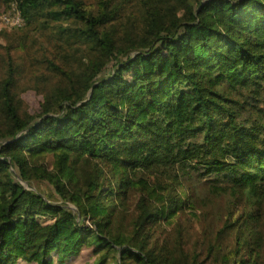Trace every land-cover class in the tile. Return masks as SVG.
<instances>
[{"label": "trees", "instance_id": "obj_1", "mask_svg": "<svg viewBox=\"0 0 264 264\" xmlns=\"http://www.w3.org/2000/svg\"><path fill=\"white\" fill-rule=\"evenodd\" d=\"M11 5L0 264H264V0Z\"/></svg>", "mask_w": 264, "mask_h": 264}, {"label": "rangeland", "instance_id": "obj_2", "mask_svg": "<svg viewBox=\"0 0 264 264\" xmlns=\"http://www.w3.org/2000/svg\"><path fill=\"white\" fill-rule=\"evenodd\" d=\"M6 6H3L1 9L4 10ZM24 99L30 106V109L32 112L38 110L40 108V105L42 103V98L36 95L34 92H29L26 95H24ZM43 190L47 191L45 189L46 187H42ZM70 207L75 210L76 208L73 205H70ZM119 220L125 223L131 222V216L126 212H123L119 216ZM222 223L217 221L216 219H207L203 223L200 224V230L204 236L206 247H208L210 244L217 243V240H219L218 244L226 245L233 247L235 245L236 240V232L235 231H226L224 235H220L221 232ZM71 264H84L82 260H77ZM181 264H195V260L192 257L189 261H181Z\"/></svg>", "mask_w": 264, "mask_h": 264}, {"label": "built area", "instance_id": "obj_3", "mask_svg": "<svg viewBox=\"0 0 264 264\" xmlns=\"http://www.w3.org/2000/svg\"><path fill=\"white\" fill-rule=\"evenodd\" d=\"M24 25L25 20L15 5H11L2 10L0 15V31H11L15 28H21Z\"/></svg>", "mask_w": 264, "mask_h": 264}, {"label": "water", "instance_id": "obj_4", "mask_svg": "<svg viewBox=\"0 0 264 264\" xmlns=\"http://www.w3.org/2000/svg\"><path fill=\"white\" fill-rule=\"evenodd\" d=\"M26 186H27V187H29V185H28V184H26Z\"/></svg>", "mask_w": 264, "mask_h": 264}]
</instances>
